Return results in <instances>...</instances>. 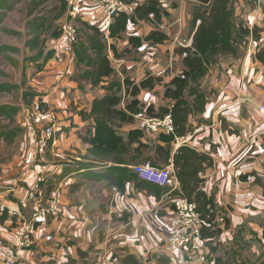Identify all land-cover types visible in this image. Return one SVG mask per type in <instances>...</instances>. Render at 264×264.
<instances>
[{"label": "crops", "instance_id": "0c3cea01", "mask_svg": "<svg viewBox=\"0 0 264 264\" xmlns=\"http://www.w3.org/2000/svg\"><path fill=\"white\" fill-rule=\"evenodd\" d=\"M144 1L137 0L138 3ZM158 1L170 16L173 14L172 6L175 5L171 4L177 1L179 9L172 26L180 24L181 27L179 30L174 29L178 32L171 35L162 22L159 30L171 36L181 47L190 46L191 42L181 38L184 30L189 28L190 19V14L182 13L181 9L187 4L185 1L189 0ZM238 2L239 0L235 5ZM82 7V18L96 23L101 16L99 8L90 2L89 8ZM243 10L242 7L241 11ZM244 13H247L245 20L249 28L254 25L262 28L258 40L261 46L264 42L261 12L259 11L260 17L255 15L252 8L243 11ZM144 24L143 20L130 23L124 39H118L117 42L121 40V44L127 46L129 35L144 37L154 29ZM249 37L252 36L247 37L249 45L240 65L228 62L211 65L201 79L200 86L206 95L204 110L198 113V117L189 116L192 131L177 139L172 153L181 142L188 143L199 153L213 157L212 167L206 170L210 173L203 190L215 198L217 207L228 210L229 214L226 216L229 228L221 236L228 235L231 239V231L246 220L256 237L264 243V175H259L257 171L259 167L260 170L264 167V111L261 109L264 105V63L256 59L257 50L251 44L253 39ZM51 45L54 54L38 71L42 82L37 83V88L42 92L40 95L45 104L56 108L59 113L60 131H57V137L62 153L56 159L53 149V153H47L44 162H37L35 137L34 140L31 138L33 129L27 127L26 138H29V144H26L25 151L13 163L5 165L0 176V206L4 209L0 219V237L10 240L14 225L30 218L33 200L29 196L36 177L42 174L46 178L43 189L45 185L47 188L53 186L60 189L61 211L50 216L47 223L35 230L33 248L19 252L21 264H122L123 259L129 255L138 261L156 257L160 262L165 260L167 264H174V258L162 251L173 208L171 190H180L179 182L173 176V167L167 165L172 178L170 185L163 187L165 189L160 196L137 190L130 181L125 183L124 191H121L104 178L88 180L84 174L88 169L84 167L89 166L88 163H96L97 166L91 165L89 169L102 171L105 167L102 165L106 162L98 163L93 160L87 153L88 144L81 137L86 136L88 129L93 132V118L88 117V114L93 99L104 95L105 90L101 88L100 92L103 94L95 96L93 94L99 85L79 82L74 77L78 70L75 65L72 69L64 60V55L68 57V49L64 48L65 40L62 37L53 40ZM172 48V43H144L138 48L142 51L139 63L110 56L117 62V80L123 82L128 77L133 84H138L143 77L152 75L169 82L183 70L181 53L173 54ZM166 49L170 51L166 52ZM178 60L181 61L180 64L174 62ZM72 70V77L69 78ZM167 70L169 73L165 72ZM83 83L87 87L84 91L81 88ZM144 92L142 90L137 96L141 102L152 103L155 107L159 105L158 98L153 95L144 96ZM167 101L169 102L168 99ZM82 110L86 112L85 118L80 116ZM134 128H138L135 120L133 123L121 124L118 129L125 137ZM143 133L144 140L156 141V134ZM254 178L257 184L254 183ZM174 193L177 194L176 191ZM47 198L48 192L44 189V199ZM119 213L126 214V222L118 217ZM191 264L203 263L193 261Z\"/></svg>", "mask_w": 264, "mask_h": 264}, {"label": "trees", "instance_id": "16d2710c", "mask_svg": "<svg viewBox=\"0 0 264 264\" xmlns=\"http://www.w3.org/2000/svg\"><path fill=\"white\" fill-rule=\"evenodd\" d=\"M45 0H31L30 11L37 8ZM59 12L52 17L54 20H60L70 8L69 0H56ZM197 2L199 6L191 15L190 27L193 29L192 41L190 46L181 48V53L186 52L182 57L183 70L180 74L174 76L166 86L164 96L169 100L165 107L156 108L154 104H144L137 96L143 89H150L154 83L161 80L160 76L148 75L138 84L131 81L132 99L124 107L120 108L121 94L119 91L124 87L120 80H110L115 69L112 65L111 57L121 58L122 54L118 51L117 40L122 39L130 23H137L138 20H148L150 22H161L162 17L167 14L162 9L158 0H145L138 3L137 0H127L128 3H136L132 14L124 12L119 13L113 18V21L107 27V30L101 29L97 24L90 23L77 17V21L88 29L85 38L80 39L76 29V41L72 43L71 53L76 64L86 66L78 76L79 82H88L92 86L103 84L105 94L99 98H94L88 117L93 118V132L87 130L86 136L81 137L82 141L88 144L87 153L98 163L106 162L104 170L92 171L89 167L97 166L96 163H88L85 166L88 170L84 173L88 180H99L104 178L110 185L118 187L124 191V185L130 181L134 183L137 190L153 192L160 196L164 191L163 187L151 184L141 180L133 172L132 166L137 163L149 161L153 166L172 164L173 176L177 179L180 186V193L189 200L194 201L200 216L209 222L210 226L201 228V237L209 246V251L205 254L203 264H227L221 258L214 257L211 245L214 239L229 228V220L224 216L216 221L217 203L212 195H208L201 183L204 181L199 176L212 164V157L206 153H199L187 144L179 146L174 153L173 144L179 137L187 135L191 131L188 118L193 112L201 113L206 103V95L200 89V81L206 75L209 67L215 62L217 56L238 54V44L245 36L252 35L255 42L258 43L259 32H254L256 28L250 29L240 22L235 24L234 8L231 6V0H191ZM13 3L8 5V0H0V9H11ZM153 14V18L149 14ZM5 13H0V21ZM197 21H199L197 23ZM51 23H48L47 17L33 19L30 21L31 27L36 31L43 32ZM62 26L51 32L46 40H54L61 35ZM169 36L159 29L150 31L144 37L129 35L127 42L132 48L138 49L144 43L151 45H162L168 40ZM238 39V40H237ZM110 41V42H109ZM33 48L39 46L34 40ZM256 53V59L264 63V49ZM18 51V48L12 45H0V52ZM54 49L42 47L37 50L36 55L29 57L31 62L38 64L40 71L45 63L52 58ZM214 65V64H213ZM85 80V81H84ZM125 82L128 83V81ZM129 84V83H128ZM14 86L10 83H0V92L10 91ZM31 95L33 102L37 96L34 93H25ZM31 103L27 105H31ZM45 105V104H44ZM18 108L11 104L0 105V116L7 119L17 113ZM145 111L147 115L154 117H163L166 113H171L173 121V132L157 133L156 141L144 140V133L138 128L128 131L124 137L119 133V127L123 123H133V114ZM83 118L86 117L82 114ZM12 130L0 131V139L6 141L13 137ZM36 143V140H35ZM48 151L46 152V156ZM38 162V161H37ZM110 162V165H108ZM242 178H246L242 176ZM218 214V213H217ZM2 215L0 216L1 219ZM127 221L126 214L120 217ZM213 246V245H212ZM211 250V251H210ZM125 257V261L133 256ZM136 264V263H135ZM263 264V262H262Z\"/></svg>", "mask_w": 264, "mask_h": 264}, {"label": "rangeland", "instance_id": "374dc122", "mask_svg": "<svg viewBox=\"0 0 264 264\" xmlns=\"http://www.w3.org/2000/svg\"><path fill=\"white\" fill-rule=\"evenodd\" d=\"M30 1L31 0H8V5L13 3V6L11 9H0V13L4 12L1 21H0V45L6 44V45H12L18 48V51L12 52V51H4L0 52V83H10L14 86L10 91H2L0 92V105L2 104H11L18 108L17 113L13 115L12 118L7 119L3 116H0V131L2 130H12L13 131V137L6 141L4 139H0V176H2L3 170L5 165L9 163H13V160L17 159L18 155H22V153L26 149V144H29L30 140L27 137L26 138V131L27 127H31L33 129L31 138L32 140H35L38 135V128L36 125H34L28 115V111L30 110V105H27L31 103L32 97L31 95L27 93H34L35 95H40L42 92L37 88V83H40L41 75L38 74V64L35 62H31L29 60V57H33L36 55L37 50L42 48L43 46L47 49L52 48L50 40H46L48 37H50L51 32L54 29H58V26L63 25L65 23H69L73 25L78 32V37L80 39L85 38V33L88 31V29L84 28L83 25H81L77 21L78 16H74L70 14V12H67V15H65L60 20H54L51 23L52 17L58 14L59 8L58 3L56 0H45L41 5H39L34 10L30 11ZM72 2L75 0H71ZM238 0H231V6L234 8V22L236 25H238L240 22L245 27L247 26V21L245 20L247 13L243 14V11L249 10V8H252L255 10V15L257 17H260V13L262 15V18H260L261 22L264 23V0H239L237 5H235V2ZM70 2V3H72ZM187 4L183 5V8L181 9L182 13L190 14V19L192 13L195 11V9L199 6L197 2L194 1H185ZM175 4L174 6H172ZM171 6L173 7L172 15L170 16V13H167L164 15V19L161 20V22H150L148 20H145L144 26H150L154 29H160V25L162 22L165 24V30L172 35V33H177L180 27V24H177V26L173 25V18L177 16V9H179V5L177 1L175 3H172ZM243 7V11H241V8ZM258 9V12H257ZM47 17L48 23H51V25L46 28L43 32L36 31L34 28L31 27L30 21L33 19H41ZM189 19V22H190ZM258 19V18H257ZM258 21V22H260ZM170 22V23H169ZM254 32H260L262 28L258 25H254L252 28ZM152 29V30H154ZM174 29H178L177 31H174ZM151 30V31H152ZM150 32V31H149ZM148 32V33H149ZM193 33V29L190 27L187 30H184L183 35L181 36L182 39H187V41L191 42V37ZM125 34V33H124ZM124 34L122 36V39H124ZM252 36V35H251ZM248 36H245L242 41L238 44V54L237 56L233 57L231 55L227 56H217L215 58V64H226L227 62L229 64L233 65H240L243 62L245 52L247 51V46L249 45V40L247 39ZM253 39L251 41L252 46L255 45L257 52L262 51L261 49H264V42L258 44L255 42V39L252 37H249ZM36 40L39 43L38 48H33V41ZM238 40V39H237ZM50 43V44H49ZM166 44L172 43L173 48L171 51L181 53V47L176 41H173L172 37L169 36L168 40L165 42ZM164 43V44H165ZM118 51L122 54V59L125 61H133L138 62L142 60L141 55L142 51L132 48L131 45L128 43L127 46H124L120 42H117ZM64 48L68 49V57L67 55H64V60L72 66V69H74V65L76 69L78 70L76 73H74V77L78 78L79 74L83 69H86V66H83L82 64H76L75 59L73 57V53H71V46L65 41ZM146 52V48L144 49ZM166 52H169L170 50H165ZM256 52V53H257ZM256 56V54H255ZM112 65L115 67V72L113 73L110 80H117L118 74L116 72V66L117 62L112 60ZM178 64L181 63V61H174ZM46 64V63H45ZM212 64V65H213ZM166 73H169V70L165 71ZM73 73V70L71 74L69 75V78H71ZM147 76L143 77L145 79ZM125 79L127 82H125ZM161 77L160 81H157V83L153 85L150 89H143L144 96L153 95L155 98H158L159 105L156 107H165L170 102L167 101V98L164 96V92L166 89V86L169 82H165L162 80ZM168 79V78H167ZM85 81V80H84ZM164 81V82H163ZM170 81V80H169ZM132 82V81H131ZM131 82L128 79V77L123 79V85L124 87L119 91L121 94V104L120 108L124 107L128 102L132 99L131 96ZM88 83V82H85ZM85 83H83L82 90L84 91ZM133 83V82H132ZM205 87V86H204ZM203 87V89H204ZM103 88L102 84H100L96 89L95 93L93 95L95 96H101L103 92H100V89ZM200 89L202 90L201 86ZM102 90V89H101ZM105 90V89H104ZM204 91V90H203ZM105 92V91H104ZM205 92V91H204ZM142 96V97H144ZM144 103V102H143ZM145 104V103H144ZM73 110H76L75 107H73ZM82 114H86L85 111L80 112V116L83 117ZM191 117H198V113L193 112L190 114ZM58 125H60V122H58ZM89 125V124H88ZM191 126V124H190ZM192 131V128H191ZM190 131V132H191ZM189 132V133H190ZM60 134V132H58ZM188 133V134H189ZM187 136V135H185ZM186 138V137H185ZM179 139V138H178ZM151 140V139H148ZM153 141V140H151ZM180 140L178 141V143ZM187 142H189L187 140ZM177 144V139L175 140V143ZM185 143L179 144V146L183 145ZM188 145V143H186ZM191 147V146H190ZM55 153H62L61 145H57L55 148ZM54 153V154H55ZM27 154V150H26ZM25 154V156H26ZM54 158L59 159L56 155ZM213 161V157H212ZM98 165V164H96ZM172 165V164H171ZM212 164L208 167L211 168ZM167 166L164 163H161L160 166L157 167H165ZM206 168V170L208 169ZM263 170L259 169L257 170L259 175H264V167H262ZM200 172L199 175L204 181L201 183V187L203 188L205 180L209 178V170ZM254 183L257 184L258 182L254 178ZM53 186H49L47 188V185L44 186V189L47 190L48 193H50ZM228 206V205H227ZM229 207V210H231V207ZM220 211V212H219ZM218 213V214H217ZM224 214L225 218L226 215L229 214L228 210L222 207V209L218 206L216 211V218L214 220V228L216 227V221L220 219V216ZM229 220L228 218H226ZM232 238L229 239L228 235H219L217 236L211 245V250L214 257L221 258L225 263L227 264H264V243L261 241V239H258L256 237V233L251 230V228L246 223V220L243 224L237 226L231 231ZM210 250V251H211ZM209 251V246L206 244L205 254H207ZM169 256V255H168ZM130 257V256H127ZM126 257V258H127ZM166 257V256H165ZM123 259L122 264H167V261L160 262L159 259L156 257H149L147 260H141L138 261L136 259L130 258L129 260L125 261ZM206 258V257H205ZM122 260V259H121ZM154 260V262H153ZM153 262V263H152Z\"/></svg>", "mask_w": 264, "mask_h": 264}, {"label": "built area", "instance_id": "2783aa9c", "mask_svg": "<svg viewBox=\"0 0 264 264\" xmlns=\"http://www.w3.org/2000/svg\"><path fill=\"white\" fill-rule=\"evenodd\" d=\"M89 2L99 8L101 16L95 24L103 30H107L113 18L119 13L132 14L136 5V3H128L127 0H75L70 3L68 12L83 19L81 15L82 6L88 7ZM149 17L152 19L153 14L150 13ZM59 37L71 45L76 41V28L69 23L63 24ZM185 55L186 52H182L180 56L184 57ZM44 104L42 95H37L28 111L30 121L38 128L35 157L38 162H44L46 152H52L58 145L57 131H60L58 129V111L56 108ZM261 109L264 111V105L261 106ZM133 116L138 129L143 132L150 134L173 132L171 113H166L163 117H154L147 115L145 111H139ZM55 155L60 156V153H55ZM170 166L172 165L170 164ZM132 170L139 179L151 184L160 187L170 185L172 174L168 166L155 167L147 161L133 165ZM45 179L42 174H39L33 183L32 192L29 196L33 200L30 218L21 220L14 225L10 240H3L0 237L1 264H21L19 252L23 249L30 250L33 248L35 230L40 225L47 223L50 216L57 215L61 211L62 194L59 188H53L48 193V198L44 199L43 185ZM175 191L177 194L174 193ZM171 192L173 194L171 197L173 208L164 235L162 251L165 255L174 258V264H191L193 261L203 262L206 246L205 240L201 237V228L211 224L200 216L194 201L182 195L179 189H172ZM3 210L0 206V216ZM121 216L122 214L119 213L118 217ZM114 260L116 261V259Z\"/></svg>", "mask_w": 264, "mask_h": 264}]
</instances>
